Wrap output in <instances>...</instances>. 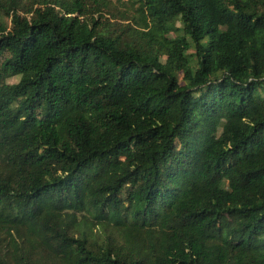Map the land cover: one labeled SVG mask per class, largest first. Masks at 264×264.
Returning a JSON list of instances; mask_svg holds the SVG:
<instances>
[{
  "label": "trees",
  "instance_id": "trees-1",
  "mask_svg": "<svg viewBox=\"0 0 264 264\" xmlns=\"http://www.w3.org/2000/svg\"><path fill=\"white\" fill-rule=\"evenodd\" d=\"M0 264H264V0H0Z\"/></svg>",
  "mask_w": 264,
  "mask_h": 264
},
{
  "label": "rangeland",
  "instance_id": "rangeland-1",
  "mask_svg": "<svg viewBox=\"0 0 264 264\" xmlns=\"http://www.w3.org/2000/svg\"><path fill=\"white\" fill-rule=\"evenodd\" d=\"M195 64H196V61H195V58H194L193 61H192V65L195 66ZM19 79L20 78L18 76L17 77L10 78V79H8V84L9 85L16 84V83L19 82Z\"/></svg>",
  "mask_w": 264,
  "mask_h": 264
}]
</instances>
